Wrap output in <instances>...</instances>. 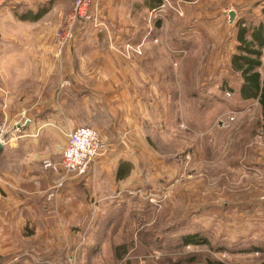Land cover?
Wrapping results in <instances>:
<instances>
[{
	"label": "rangeland",
	"instance_id": "rangeland-1",
	"mask_svg": "<svg viewBox=\"0 0 264 264\" xmlns=\"http://www.w3.org/2000/svg\"><path fill=\"white\" fill-rule=\"evenodd\" d=\"M24 1L0 7H22L27 3ZM152 1L155 0H147L146 4ZM256 1L161 0L159 5L156 2L147 7L146 26L149 33H156L146 41L147 57L144 58L142 43L109 42L108 49L102 46L97 51L101 53L98 62L83 63L96 66L94 75L101 89L97 95L90 92L88 84L95 81L96 85V80H77L72 74L65 77L59 84L65 91L80 89L81 101L91 96L92 102L87 100L76 115L80 113L77 117L81 126L99 131L107 147L105 156L111 160L113 155L126 153L133 158L129 177L118 181L119 166H112V161H107L104 171L101 164H92L84 186L88 201L95 185L99 186L100 179L106 177L117 180L114 197L92 203L85 215L78 205L62 204L54 214L58 218L52 235L58 239L50 246L53 249H48V241L40 239V235L35 237L34 248L21 246L20 241L31 245L22 238L26 236L21 228L33 225V220H24L35 217L36 221L41 213L30 207V215H26L27 211L21 214L20 210L26 208L11 205L9 190L1 188L0 264H264V187L256 196L250 190V184H264V175L238 168L234 162L244 145L248 150L251 144L256 150L264 145L259 99L239 95L242 78L232 68V56L240 46L239 21L244 27L252 25L250 22L258 14ZM74 2L68 4L70 10L61 14L62 23L53 31L54 53L62 60L67 50L72 52L80 36L88 32L98 37L111 33V25L98 4L100 25L89 22L77 26L75 39L60 53L59 33L69 21ZM231 10L240 14L234 23L228 16ZM49 26L53 27V22ZM90 47L81 48L83 56ZM116 54L122 60L144 58L138 66L144 80L137 78L134 85L125 81V85H133V91H145L141 99L146 113L140 118L137 111H132L129 120L124 117L126 99L119 93L123 79L118 76H122L119 73L125 63L116 60ZM65 65L67 72L75 68L73 62ZM13 87L9 77L0 76V128L7 136L6 144L22 133L21 126H17L22 123L20 118L25 121L29 117L26 111L22 116L18 110L9 109ZM116 87L119 91L114 93ZM245 101L252 103V109L238 110ZM90 105L95 109H86ZM67 109L62 111L74 116ZM61 155L42 161L43 170L50 171L55 179V186L46 195L48 201L64 180L57 186L58 175L46 168L45 162L58 164ZM247 161L246 157L244 165ZM252 197L257 200L251 201ZM257 202L260 203L252 204ZM34 224L40 227L37 221ZM195 235L200 242L186 241ZM36 241L40 242L38 249Z\"/></svg>",
	"mask_w": 264,
	"mask_h": 264
},
{
	"label": "crops",
	"instance_id": "crops-1",
	"mask_svg": "<svg viewBox=\"0 0 264 264\" xmlns=\"http://www.w3.org/2000/svg\"><path fill=\"white\" fill-rule=\"evenodd\" d=\"M97 1L100 12L111 25V33L98 37L94 33L89 35L88 33L90 32H88L86 35L80 36L75 42L72 52L67 50L63 60L62 57L57 58L54 53L53 31L59 22L62 23L61 14L70 10L72 0H39V2L36 0H25L24 2L27 3L23 4L22 7L20 5L12 6V9H8L7 6L0 7V76L3 78L9 77L11 82L15 84V87L11 88L10 91L9 109L18 110L22 116L25 115L24 111H26L29 116L25 121L20 118L22 123L17 126H21L22 133L17 134L15 138H11L0 153V189L9 190L11 205L18 207V209L20 207L26 208L20 210L21 214L27 211L26 215H30L27 210L30 207H34L38 213H41L36 221L43 229L41 234L40 227L37 229L38 226L36 227L34 224L36 222L34 220L35 217L31 216L32 219L28 217V219L24 220L26 222L33 220V225H25L23 229L21 228V232L26 236L23 237L21 235L22 238H25V242L31 243L30 246H26L24 242L20 241L24 249L34 248L32 245L35 237L37 236L38 238L39 235L40 239L43 238L44 241H48L49 247L57 243L58 238L56 239L52 235V231L56 229V218H58L54 214L60 210L62 204L78 205L82 208L80 210L81 214L85 215V210L87 211L92 203H102L114 197V192L117 188V180L115 178H112V181L108 177L105 180L100 179L99 186L95 185V192L88 201L84 186L89 179L87 176L91 172H88L89 174L87 173L81 179L75 177V175L68 174L63 181L62 187L57 189L56 195L48 201L46 195L55 186V179H53L54 175L50 171H44L42 166L44 159L50 158L52 155L62 154V147L67 141L65 133L74 129L73 127H82L78 118L80 113L76 115V110H82L87 100L90 103L92 102L91 96L85 101L80 100V89L72 92L70 90L65 91L64 87L61 88L59 84L63 83L65 77L72 74V78H77V80L83 79V77L89 78V81L96 80V85L95 81L88 84L90 85V92L95 93L93 95H97L101 89H98V77L94 75L96 66L95 64L89 66L83 63L87 61L98 62L101 58V53L97 51L102 46L108 49L109 42L116 45H122L124 42L129 41L136 42V45L142 43L145 58L147 57L148 46L146 41L156 34L152 33L154 30L149 33L145 23V16L147 7L156 3L157 0L148 4H146L147 0ZM69 3L70 6L68 5ZM254 4L256 6L255 12L258 13L254 19H258V22L264 21V0H257ZM235 12L239 20L240 14L237 10ZM225 13H223L222 17L226 15ZM254 19L250 24L258 23ZM50 22H53V27L49 26ZM234 22L235 20L230 23ZM84 45L91 46L88 48L91 49L90 52L85 54V56L81 52V48ZM144 58L137 57L130 61L122 60L123 58L116 56V60H122L125 63L122 70L120 69L121 73H119L122 76H118V79H123L121 86L123 90L119 93L126 99L123 108L126 111L124 117L128 120L133 115L132 111H137L138 118L141 117L142 113L144 115L146 113V107L141 99V94H145V91H141V89L133 91V85L138 82L137 78L144 80L145 76L142 68L138 67L139 62ZM262 60L264 61V51ZM66 62L75 64V68H72V73L67 72ZM79 65L80 69H78ZM135 71L138 74H135ZM124 72L127 74H124ZM126 80L129 83H133V85H125ZM138 85L140 86V83ZM140 87L142 88V86ZM117 91H119L118 87L113 90L114 93H117ZM66 107L68 108L67 110H72L70 114L74 116H67L62 111ZM251 107H253L252 103L245 101L238 110H251ZM88 108L95 109L92 105L86 107V109ZM58 110H61V114ZM260 112L261 117H263L261 105ZM246 146L244 145L245 149L243 147L241 152L235 156L234 162L238 168L246 167L252 171V174L259 173L263 176L264 145L258 150L252 144L250 150ZM111 157L110 160L107 155L103 156L93 164H101L100 166L105 168L103 169L104 171L108 168V163H112L114 167L117 164L118 167L122 161L131 163V160H133L126 153ZM246 157L248 161L244 165ZM108 160L109 162L107 163ZM127 177H129V174L125 178ZM263 187L264 184H250V190L255 191V196L260 193ZM256 200L254 197L251 198V201ZM259 203L252 204L258 205ZM41 221L44 225H42ZM36 242L38 245L35 246V249H38L40 248V242ZM48 249L53 248L50 247Z\"/></svg>",
	"mask_w": 264,
	"mask_h": 264
},
{
	"label": "built area",
	"instance_id": "built-area-1",
	"mask_svg": "<svg viewBox=\"0 0 264 264\" xmlns=\"http://www.w3.org/2000/svg\"><path fill=\"white\" fill-rule=\"evenodd\" d=\"M21 0H0V5L7 2ZM97 0H75L73 12L65 28L59 33L57 48L63 52V48L72 43L77 35V26L82 23L92 22L99 26ZM7 136L3 128H0V141L6 145ZM67 141L62 147L60 163L45 162V167L52 169L57 175L56 185L58 186L65 179L66 175L72 174L75 177H84L89 172L91 165L98 159L105 156L107 147L96 129L82 126L76 127L66 134ZM51 193V199L54 197ZM53 196V197H52Z\"/></svg>",
	"mask_w": 264,
	"mask_h": 264
},
{
	"label": "trees",
	"instance_id": "trees-1",
	"mask_svg": "<svg viewBox=\"0 0 264 264\" xmlns=\"http://www.w3.org/2000/svg\"><path fill=\"white\" fill-rule=\"evenodd\" d=\"M157 3V5H159L161 0H157ZM239 22L240 26L238 27L237 34L240 43L238 47L239 52L232 56V68L234 71L239 72L242 78V82L239 86L240 88L238 89L239 95H241L243 99L258 98L264 117V74H262L260 70V68L264 66L261 59L264 50V21L248 27H244L241 25L242 22ZM225 86L226 81H224L222 88L224 89ZM129 173L130 163L125 161L120 162L117 178L121 180ZM186 241L200 242L198 241L197 235L189 236Z\"/></svg>",
	"mask_w": 264,
	"mask_h": 264
},
{
	"label": "water",
	"instance_id": "water-1",
	"mask_svg": "<svg viewBox=\"0 0 264 264\" xmlns=\"http://www.w3.org/2000/svg\"><path fill=\"white\" fill-rule=\"evenodd\" d=\"M235 17H236V12L234 10H231L229 12V18H230L229 20H230V22H233L235 20ZM2 149H3V144L0 142V152H1Z\"/></svg>",
	"mask_w": 264,
	"mask_h": 264
},
{
	"label": "bare ground",
	"instance_id": "bare-ground-1",
	"mask_svg": "<svg viewBox=\"0 0 264 264\" xmlns=\"http://www.w3.org/2000/svg\"><path fill=\"white\" fill-rule=\"evenodd\" d=\"M0 142H2V141H0Z\"/></svg>",
	"mask_w": 264,
	"mask_h": 264
}]
</instances>
